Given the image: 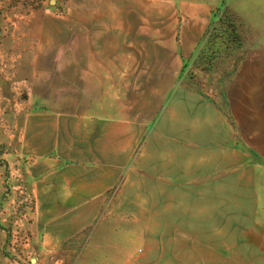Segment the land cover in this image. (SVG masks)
<instances>
[{
    "label": "crops",
    "instance_id": "0c3cea01",
    "mask_svg": "<svg viewBox=\"0 0 264 264\" xmlns=\"http://www.w3.org/2000/svg\"><path fill=\"white\" fill-rule=\"evenodd\" d=\"M210 10L72 0L29 20L14 154L40 264H264V66L229 92L237 131L179 82Z\"/></svg>",
    "mask_w": 264,
    "mask_h": 264
},
{
    "label": "rangeland",
    "instance_id": "374dc122",
    "mask_svg": "<svg viewBox=\"0 0 264 264\" xmlns=\"http://www.w3.org/2000/svg\"><path fill=\"white\" fill-rule=\"evenodd\" d=\"M196 1L210 7L209 23L185 61L179 82L217 105L237 131L229 92L238 102L242 92V81L236 84L239 75L247 67L264 66V0ZM71 5L72 0H0V264H40L39 251L30 245L33 201L23 185V164L14 154L26 99L25 82L20 80L24 76L16 69L22 68L29 45V37L24 36L29 20L47 14L70 16ZM231 23L238 43L230 37ZM105 213L100 225H107ZM107 223L111 224L110 219Z\"/></svg>",
    "mask_w": 264,
    "mask_h": 264
},
{
    "label": "trees",
    "instance_id": "16d2710c",
    "mask_svg": "<svg viewBox=\"0 0 264 264\" xmlns=\"http://www.w3.org/2000/svg\"><path fill=\"white\" fill-rule=\"evenodd\" d=\"M232 25H231V33H230V37L232 38V42H236V43H238L239 41H240V39H239V35H238V33H237V30H236V28L234 27V25H233V23H231Z\"/></svg>",
    "mask_w": 264,
    "mask_h": 264
}]
</instances>
